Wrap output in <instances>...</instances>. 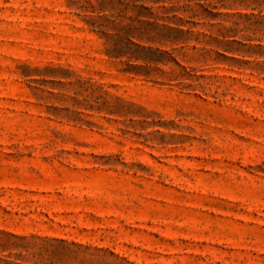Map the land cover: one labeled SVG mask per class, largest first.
I'll return each instance as SVG.
<instances>
[{"label":"rangeland","instance_id":"374dc122","mask_svg":"<svg viewBox=\"0 0 264 264\" xmlns=\"http://www.w3.org/2000/svg\"><path fill=\"white\" fill-rule=\"evenodd\" d=\"M0 264H264V0H0Z\"/></svg>","mask_w":264,"mask_h":264}]
</instances>
